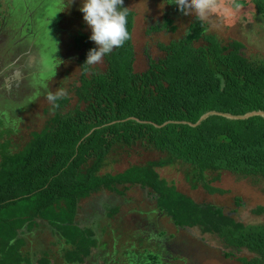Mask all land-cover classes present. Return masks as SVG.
<instances>
[{
	"label": "trees",
	"instance_id": "trees-1",
	"mask_svg": "<svg viewBox=\"0 0 264 264\" xmlns=\"http://www.w3.org/2000/svg\"><path fill=\"white\" fill-rule=\"evenodd\" d=\"M6 1L11 5V0ZM251 3L264 19V0ZM10 22L0 23L6 33L12 32ZM170 25L166 20L163 28ZM127 27L131 38L104 58L103 72L83 67L92 48L85 50L80 85L75 90L78 105L62 112L68 99L61 100L48 125L32 135L28 146L16 154L1 153L0 264H32L22 252L25 241L20 236L39 220L72 247L70 263L84 264L95 242L75 225L79 202L100 190L121 195L117 186L126 190V185L151 189L159 210L175 226L198 228L202 234L215 236L225 258L245 250L252 257L238 258L240 264H264V224L246 225L221 207L199 205L168 187L155 171L180 163L187 167L185 181L190 188H201L209 195L226 194L212 186L223 172L254 185L264 182V118L210 116L197 127L173 123L195 124L209 112L233 116L264 112V61H251L241 42L223 43L208 32L206 22L194 19L183 39L159 44L163 57L149 59L147 69L136 73L132 11ZM39 29L38 40L43 36ZM134 147L162 157L114 176L98 175L112 152H129ZM235 201L239 207L240 199ZM252 213L264 215V207ZM48 254L36 264H51ZM146 264H159L158 257L148 256Z\"/></svg>",
	"mask_w": 264,
	"mask_h": 264
},
{
	"label": "rangeland",
	"instance_id": "rangeland-1",
	"mask_svg": "<svg viewBox=\"0 0 264 264\" xmlns=\"http://www.w3.org/2000/svg\"><path fill=\"white\" fill-rule=\"evenodd\" d=\"M11 1L13 17L9 20L14 29L12 27V32L6 33L0 28V48L4 50L3 55L0 54L2 57H14V44L20 35L18 29L24 22L22 17L26 7H33L37 1H43L45 6L34 21L38 26H44L41 24L47 19L48 26L41 30V39L38 40V36L36 38L41 63L39 65L34 61L30 69L32 73L24 79L32 78V81L29 79L27 85L24 82L21 86L26 89L11 98L1 92L0 160L2 154L22 151L32 141V135L42 131L53 117L55 109L46 100L45 90L39 87L42 82L47 81L52 91L58 87L68 90V103L60 111L68 112L78 105L75 90L80 85L82 55L88 47H95L89 39L91 31L79 10L80 0H73L72 3L71 0ZM237 1L222 0L231 10L229 19L225 20L221 15L206 21L208 32L223 43L241 42L245 46L243 53L248 59L264 61V19L257 14L251 0ZM123 5L134 13L132 43L136 73L147 69L149 59L163 57L159 44L183 39L195 19L178 12L173 0H124ZM6 9L5 0H0V23L6 19ZM166 20L171 25L164 29ZM152 27L160 30L151 32ZM171 28H175V32ZM105 67L103 60L89 70L103 72ZM52 76L53 79H49ZM161 157V154L144 151L141 147H134L129 152L117 149L108 156L98 175L114 176L130 167L142 166ZM155 171L168 187L173 186L178 193L199 205L221 207L226 213L232 214L236 221L246 225L264 224V215L252 213L258 206L264 207V182L254 185L248 179L223 172L220 180L212 186L226 194L209 195L201 188H190L185 181L187 167L180 163L155 168ZM125 187L126 190L123 186H117L121 195L100 190L79 202L75 225L95 242V249L91 250L84 264H146L150 255H156L159 264H240L238 258L252 257V254L243 250L235 252L232 258H225L224 249L215 236L202 234L198 228L175 226L170 216L159 210L156 194L151 189L139 185ZM236 198L241 201L239 207L236 206ZM26 232L20 236L25 241L22 252L29 255L32 264H36L45 252L50 253L51 264H76L67 259L72 247L67 246L65 238L59 236L46 222L39 220Z\"/></svg>",
	"mask_w": 264,
	"mask_h": 264
},
{
	"label": "clouds",
	"instance_id": "clouds-1",
	"mask_svg": "<svg viewBox=\"0 0 264 264\" xmlns=\"http://www.w3.org/2000/svg\"><path fill=\"white\" fill-rule=\"evenodd\" d=\"M173 2L177 4L183 16L195 17L202 23L221 15L228 20L231 11L222 0H173ZM123 4L124 0H80L79 10L91 31L89 39L95 44L87 53L83 64L85 69H91L101 63L106 56L121 48L131 38L127 27L130 11L129 8L123 7ZM39 87L45 90V98L53 109L59 107V102L68 96V90L64 87H58L55 91L50 90L47 81L42 82Z\"/></svg>",
	"mask_w": 264,
	"mask_h": 264
},
{
	"label": "flooded vegetation",
	"instance_id": "flooded-vegetation-1",
	"mask_svg": "<svg viewBox=\"0 0 264 264\" xmlns=\"http://www.w3.org/2000/svg\"><path fill=\"white\" fill-rule=\"evenodd\" d=\"M5 5L7 6V9L4 12L6 19L2 18V25L5 24V22L10 21V18L13 17L12 1L11 5H9L5 0ZM44 6L43 1H37L33 7H26V14L24 13L22 17V22H24L18 29L20 35L18 41L14 44V57L12 58L11 55L7 57L0 56V95L2 92L7 98H11L15 93L23 92L26 87L24 88L21 85L24 82H26L25 84L27 85V81L32 79L27 78L24 80L32 73L30 69L32 68L34 61L38 63L40 60V58H38L40 52L36 40L37 36L39 38V33L36 29L41 28V30H45L48 26V21L46 19L44 24H41L44 26H38L34 21V18H36V15H38L39 11H41ZM5 58H8V60L5 61ZM20 58L22 59L20 60Z\"/></svg>",
	"mask_w": 264,
	"mask_h": 264
},
{
	"label": "water",
	"instance_id": "water-1",
	"mask_svg": "<svg viewBox=\"0 0 264 264\" xmlns=\"http://www.w3.org/2000/svg\"><path fill=\"white\" fill-rule=\"evenodd\" d=\"M210 116H221L224 117L228 120H246L255 116H260L262 118H264V112L263 111H257V112H250L247 113L243 116H233L230 114H222V113H217V112H209L205 115H203L195 124H191L188 122H173V123H181L184 125H189L190 127H197L198 125L201 124L202 121L206 120L207 118H209Z\"/></svg>",
	"mask_w": 264,
	"mask_h": 264
},
{
	"label": "crops",
	"instance_id": "crops-1",
	"mask_svg": "<svg viewBox=\"0 0 264 264\" xmlns=\"http://www.w3.org/2000/svg\"><path fill=\"white\" fill-rule=\"evenodd\" d=\"M76 220H74V222H75Z\"/></svg>",
	"mask_w": 264,
	"mask_h": 264
}]
</instances>
